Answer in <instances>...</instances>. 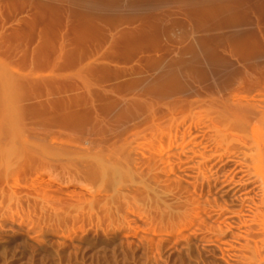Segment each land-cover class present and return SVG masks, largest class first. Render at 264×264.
<instances>
[{
  "label": "rangeland",
  "instance_id": "1",
  "mask_svg": "<svg viewBox=\"0 0 264 264\" xmlns=\"http://www.w3.org/2000/svg\"><path fill=\"white\" fill-rule=\"evenodd\" d=\"M258 101L264 0H0V264H264Z\"/></svg>",
  "mask_w": 264,
  "mask_h": 264
},
{
  "label": "bare ground",
  "instance_id": "2",
  "mask_svg": "<svg viewBox=\"0 0 264 264\" xmlns=\"http://www.w3.org/2000/svg\"><path fill=\"white\" fill-rule=\"evenodd\" d=\"M252 105L257 112L256 115L259 116L261 126H254L246 138L247 141H244L245 144H243L249 147L251 151V165L247 166V170L249 177L255 180L257 187L261 191L260 203L264 206V102L258 101ZM257 216L264 222V209L260 210ZM261 226L264 227V225Z\"/></svg>",
  "mask_w": 264,
  "mask_h": 264
}]
</instances>
